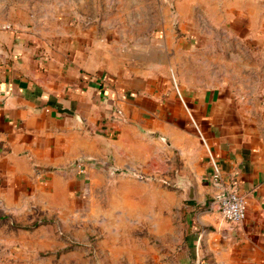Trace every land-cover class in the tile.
<instances>
[{
  "label": "crops",
  "instance_id": "1",
  "mask_svg": "<svg viewBox=\"0 0 264 264\" xmlns=\"http://www.w3.org/2000/svg\"><path fill=\"white\" fill-rule=\"evenodd\" d=\"M3 218L119 227L137 264H264V0H0ZM139 226L180 249L128 246Z\"/></svg>",
  "mask_w": 264,
  "mask_h": 264
},
{
  "label": "rangeland",
  "instance_id": "2",
  "mask_svg": "<svg viewBox=\"0 0 264 264\" xmlns=\"http://www.w3.org/2000/svg\"><path fill=\"white\" fill-rule=\"evenodd\" d=\"M173 223L178 229L181 224L180 217H175ZM63 228L64 226L61 225L58 231L54 232L55 236H51L53 234L49 231L42 232L41 239V236L34 233L35 228L17 227L7 218L0 219V264H137L138 262L131 250L129 252L123 250L124 244L120 242L122 229L119 227L111 228L101 226L100 223L96 224L88 230L89 236L84 240L69 236L62 230ZM148 231L149 227L139 226L137 234L132 233L127 237L129 240L137 238V246L132 243L128 246L138 247L143 251L147 249L154 253L180 249L174 237L167 236L166 242L162 243ZM145 237H148L147 242L143 241ZM109 238L117 240L105 241ZM157 257H151L150 263L161 264L162 259L160 256Z\"/></svg>",
  "mask_w": 264,
  "mask_h": 264
},
{
  "label": "built area",
  "instance_id": "3",
  "mask_svg": "<svg viewBox=\"0 0 264 264\" xmlns=\"http://www.w3.org/2000/svg\"><path fill=\"white\" fill-rule=\"evenodd\" d=\"M98 163L103 167L111 168V172L113 173L117 171L114 167L108 165L106 161ZM80 171L85 172L84 166H81ZM212 179L216 182H223L219 168L215 169L212 174ZM211 208L217 209L225 220L232 223H239L247 216L248 200L246 195L239 192L236 187L222 185L218 194L211 201Z\"/></svg>",
  "mask_w": 264,
  "mask_h": 264
}]
</instances>
